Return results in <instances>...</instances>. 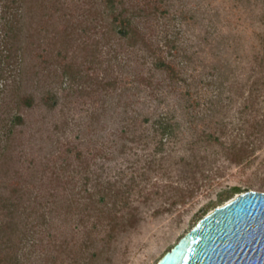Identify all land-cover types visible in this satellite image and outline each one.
<instances>
[{
  "label": "trees",
  "instance_id": "16d2710c",
  "mask_svg": "<svg viewBox=\"0 0 264 264\" xmlns=\"http://www.w3.org/2000/svg\"><path fill=\"white\" fill-rule=\"evenodd\" d=\"M213 1L177 5L173 0H91L89 79L86 70L74 62L67 63L63 57L73 42L83 41L81 34L75 36L78 32L67 29L64 34L55 31L36 44L34 34L26 33V22L35 8L53 9L58 14L62 0H0V173L6 166L16 129L25 125L23 111L37 106L54 111L64 95L89 92L92 100L118 90L122 80L115 75L113 65L117 50L128 54L127 61L124 59L127 67L129 54H136L138 63L149 67L148 75L134 74L132 82L150 90L151 103L158 102L151 119L145 121L152 122L150 130L160 152L170 142H181L183 118L189 117L191 125L197 121L205 125L199 142L220 149L234 164L248 162L257 150L255 145L264 143V31L253 32L246 58L239 54V41L248 29L245 21L255 14L261 0H228L229 5L223 0L222 7H215ZM200 23L205 25L204 32L193 39L189 32ZM251 24L264 26V13L253 18ZM225 27H233L230 34L225 35ZM31 45L59 50L55 55L62 69L61 85L49 86L39 97L34 92L21 93L24 50ZM172 94L178 95V105L159 113ZM235 106L238 108L233 117ZM97 117L93 103L91 120ZM98 157L91 152V164L79 156L78 163L63 161L47 170L48 196L17 186L0 190V264H19L17 253L43 234L48 212L61 204V193H70L69 206H86L91 229L103 234L98 241L86 238L70 264H91L110 252L120 235L137 227L136 210L128 207L136 186L134 180H105L103 174L92 170V162ZM241 193L240 188H233L221 196L220 202ZM91 247L95 252L86 257Z\"/></svg>",
  "mask_w": 264,
  "mask_h": 264
},
{
  "label": "rangeland",
  "instance_id": "374dc122",
  "mask_svg": "<svg viewBox=\"0 0 264 264\" xmlns=\"http://www.w3.org/2000/svg\"><path fill=\"white\" fill-rule=\"evenodd\" d=\"M209 1L213 0H205ZM173 2L182 5L204 0ZM222 2L215 0L213 5L222 7ZM262 2L264 0L245 21L248 29L242 32L239 41L242 43L239 54L245 58L251 50L253 32L264 31L261 24L256 27L251 24L253 18L264 13ZM224 3L229 5L230 1ZM62 4L58 14H54L53 9L35 8L34 15L26 22V33L34 34L36 44L55 31L64 34L67 29L70 33L78 32L75 36L81 34L83 41L73 42L63 57L67 63L74 62L79 69L86 70L91 79V0H62ZM233 27L223 28L225 35L230 34ZM204 29L202 23L192 26L189 36L195 39ZM43 48L31 45L24 50L23 94L34 92L39 97L49 86L59 87L62 83L61 63L55 55L59 50ZM232 50H229L230 56ZM117 53L113 65L115 75L122 80L118 90L92 100L89 92L65 97L60 91L63 98L54 111L41 106L23 111L25 125L15 131L6 166L0 173V190L17 186L48 196L47 170L60 166L63 161L78 163L79 156L91 164V152L97 154L99 157L92 162V170L103 174L105 180H134L136 186L128 207L136 210L138 225L120 235L110 252L91 264H158L199 222L239 194L220 202L222 195L233 188H240L242 193L264 192V143L255 145L257 150L249 163L237 165L220 149L199 142L205 125L200 121L191 125L190 118L186 117L181 142H170L160 152L150 130L152 122L145 121L151 119L158 102L151 103L150 90L132 82L134 74L148 75L149 67L143 66L141 61L138 63L136 54H129L131 62L127 67L128 54L123 50ZM12 76L10 81L14 80ZM93 103L98 115L94 122L91 120ZM176 105L178 95L172 94L159 113ZM237 108L235 106L231 116L236 117ZM128 124L134 125L129 129ZM137 139L145 140L133 141ZM58 199L61 204L52 213L48 212L47 224L43 234L37 236V242H31L25 251L17 253L19 264H70L86 238L90 236L91 240L98 241L103 237L102 233L91 229L86 206H69L70 193H61ZM94 252L95 248L91 247V253L86 252L85 256H92Z\"/></svg>",
  "mask_w": 264,
  "mask_h": 264
},
{
  "label": "water",
  "instance_id": "95a60500",
  "mask_svg": "<svg viewBox=\"0 0 264 264\" xmlns=\"http://www.w3.org/2000/svg\"><path fill=\"white\" fill-rule=\"evenodd\" d=\"M158 264H264V192L216 208Z\"/></svg>",
  "mask_w": 264,
  "mask_h": 264
}]
</instances>
